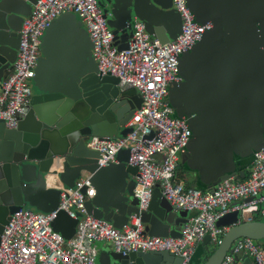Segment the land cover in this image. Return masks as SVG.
I'll return each mask as SVG.
<instances>
[{
	"label": "water",
	"instance_id": "obj_1",
	"mask_svg": "<svg viewBox=\"0 0 264 264\" xmlns=\"http://www.w3.org/2000/svg\"><path fill=\"white\" fill-rule=\"evenodd\" d=\"M36 1L0 0V83L13 68L22 22ZM96 1L119 50L128 47L134 20L160 43L181 32L172 0ZM187 5L196 22L209 21L212 27L179 56L180 79L169 85L167 102L191 130L180 162L211 190L222 179L243 177L235 170L234 154L251 156V162L264 145V0H187ZM91 48L73 12L54 18L41 38L26 112L15 127L0 119V235L14 212L22 207L50 212L62 188L89 175L95 194L84 203L87 214L121 229L130 214L139 213L144 233L179 237L188 211L172 206L158 185L147 208L138 211V173L128 162V149L100 166V153L87 146L90 136H125L132 130L126 123L142 102L134 88L120 87L116 76L98 72ZM56 178L61 188L48 186ZM79 217L57 210L51 227L69 239ZM238 217L235 210L216 221L228 229L202 264H220L241 237L264 239V220ZM201 242L207 245L209 235ZM97 264H182V258L166 250L123 254L112 249L100 252Z\"/></svg>",
	"mask_w": 264,
	"mask_h": 264
},
{
	"label": "built area",
	"instance_id": "obj_2",
	"mask_svg": "<svg viewBox=\"0 0 264 264\" xmlns=\"http://www.w3.org/2000/svg\"><path fill=\"white\" fill-rule=\"evenodd\" d=\"M172 1L181 17V32L175 39L160 43L145 31L141 21L134 20L128 47L119 50L96 0H37L22 22L13 68L0 83V119L6 126L15 127L18 117L26 112L42 35L54 18L73 12L89 35L98 72L116 76L120 87L134 88L142 99L126 123L130 132L112 138L90 136L87 146L100 153V166L115 162L117 152L128 149V162L137 167L138 173L134 187L138 211L147 208L158 185L172 206L193 212L181 235L144 233L139 213L130 214L121 229L87 214L84 203L95 189L89 175H82L72 187L61 189L56 209L40 212L22 207L11 215L0 235V264H97L96 242L101 240L110 241L123 254L166 250L187 264L196 242L205 235L214 244L220 241L228 227L217 226L216 221L224 214L236 210L239 221H249L256 212L264 213V145L253 152L248 175L243 179L225 178L206 191L175 179L191 130L185 116L177 117L167 102L168 88L180 79L179 56L190 50L212 23L196 22L187 0ZM57 210H64L71 218L80 213L69 239L51 227ZM242 252L250 255L254 264H264L263 247L249 237L235 240L220 264H231Z\"/></svg>",
	"mask_w": 264,
	"mask_h": 264
},
{
	"label": "crops",
	"instance_id": "obj_3",
	"mask_svg": "<svg viewBox=\"0 0 264 264\" xmlns=\"http://www.w3.org/2000/svg\"><path fill=\"white\" fill-rule=\"evenodd\" d=\"M32 92H33V90H32ZM248 170H249V167H248ZM175 179L177 181H182L184 184H185V181H187L190 183V186H193V187L198 188L200 190H202V189H204V191L208 190V188H206V186L200 182L197 172H195L193 170H190L186 173L175 172ZM47 184L50 187H57V188H61V186H62L61 182L57 178L49 181ZM192 214H193V212L188 211V216H190ZM255 216H257V217L255 218ZM257 218H261L262 220H264V213L256 212L254 214L253 220H255ZM258 242L261 244V246L264 249V239L258 240ZM96 246H97L98 254L102 251H108V250L114 249L113 245L108 240L97 241ZM214 246H215V244L212 242H209L207 245H204L201 241L196 242V244L194 246V252L191 255L187 264H199V262L203 258L206 257V251L213 248ZM236 258H237L236 261L232 262L231 264H254L252 257L250 255L244 253V252L237 254Z\"/></svg>",
	"mask_w": 264,
	"mask_h": 264
},
{
	"label": "trees",
	"instance_id": "obj_4",
	"mask_svg": "<svg viewBox=\"0 0 264 264\" xmlns=\"http://www.w3.org/2000/svg\"><path fill=\"white\" fill-rule=\"evenodd\" d=\"M250 158H251V156H249V157H240V156H238V155H236V154H234V160H235V164H236V166H235V170L236 171H242V173H243V177H241L240 179H243V178H245V177H247V175H248V167L250 166ZM188 171H190L189 169H188V167L186 166V164H182L181 162H179L178 163V165H177V167H176V172H180V173H186V172H188ZM185 185L186 186H190V183L189 182H187V181H185ZM202 189V188H201ZM202 191H204V189H202ZM257 216H255V218H256ZM216 245V244H215ZM215 247V246H214ZM214 247L213 248H211V249H209L208 251H206V257L212 252V250L214 249ZM206 257L205 258H203L200 262H199V264H202L203 263V261L206 259Z\"/></svg>",
	"mask_w": 264,
	"mask_h": 264
},
{
	"label": "rangeland",
	"instance_id": "obj_5",
	"mask_svg": "<svg viewBox=\"0 0 264 264\" xmlns=\"http://www.w3.org/2000/svg\"><path fill=\"white\" fill-rule=\"evenodd\" d=\"M31 86H32V90H33V85L31 84Z\"/></svg>",
	"mask_w": 264,
	"mask_h": 264
}]
</instances>
